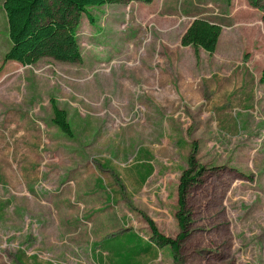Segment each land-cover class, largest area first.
Listing matches in <instances>:
<instances>
[{
	"label": "rangeland",
	"instance_id": "374dc122",
	"mask_svg": "<svg viewBox=\"0 0 264 264\" xmlns=\"http://www.w3.org/2000/svg\"><path fill=\"white\" fill-rule=\"evenodd\" d=\"M0 264H264V24L246 0H152L89 10L81 61L3 64ZM222 29L181 46L193 19ZM51 101L72 136L52 123ZM195 156L189 235L178 183Z\"/></svg>",
	"mask_w": 264,
	"mask_h": 264
},
{
	"label": "trees",
	"instance_id": "16d2710c",
	"mask_svg": "<svg viewBox=\"0 0 264 264\" xmlns=\"http://www.w3.org/2000/svg\"><path fill=\"white\" fill-rule=\"evenodd\" d=\"M228 3L231 0H226ZM248 5L261 13L264 24V0H246ZM127 2L149 4L152 0H5L3 9L7 20L10 47L3 56V64L14 62L23 67L33 66L45 58L60 63L81 61V51L77 40V29L81 17L93 18L90 9L107 5H121ZM221 27L205 19L196 18L186 29L181 38L182 47L193 49L196 58L199 50L209 55L216 51L221 35ZM51 123L65 136H72V129L67 113L51 101ZM193 153L188 157L187 169L178 183V212L176 220L180 233L176 239L162 236L151 221H148L151 238L160 248L169 247L173 253L179 251L189 235L190 224L187 213V194L189 189L199 182L200 171H196Z\"/></svg>",
	"mask_w": 264,
	"mask_h": 264
},
{
	"label": "water",
	"instance_id": "95a60500",
	"mask_svg": "<svg viewBox=\"0 0 264 264\" xmlns=\"http://www.w3.org/2000/svg\"><path fill=\"white\" fill-rule=\"evenodd\" d=\"M193 20H195V19H193Z\"/></svg>",
	"mask_w": 264,
	"mask_h": 264
}]
</instances>
